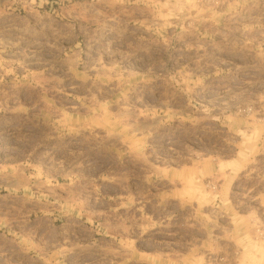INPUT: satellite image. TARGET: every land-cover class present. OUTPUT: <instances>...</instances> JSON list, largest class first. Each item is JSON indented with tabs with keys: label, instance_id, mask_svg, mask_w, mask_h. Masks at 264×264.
Masks as SVG:
<instances>
[{
	"label": "rangeland",
	"instance_id": "rangeland-1",
	"mask_svg": "<svg viewBox=\"0 0 264 264\" xmlns=\"http://www.w3.org/2000/svg\"><path fill=\"white\" fill-rule=\"evenodd\" d=\"M0 264H264V0H0Z\"/></svg>",
	"mask_w": 264,
	"mask_h": 264
}]
</instances>
